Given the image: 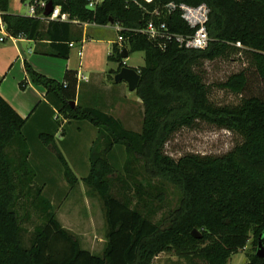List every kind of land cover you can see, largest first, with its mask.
<instances>
[{
    "label": "trees",
    "instance_id": "1",
    "mask_svg": "<svg viewBox=\"0 0 264 264\" xmlns=\"http://www.w3.org/2000/svg\"><path fill=\"white\" fill-rule=\"evenodd\" d=\"M38 1L60 5L73 20L105 25L113 18L121 24L124 30L119 34L124 41L113 44L109 59L119 63L118 73L126 66L124 49L129 55L145 53L135 91L144 105L143 127L138 132L99 108L73 107L70 102L77 97L78 71L67 69L60 82L25 61L31 81L47 91L48 101L41 103L38 111L51 104L66 118L87 120L100 129L92 148L91 170L84 180L103 202L107 243L102 255L82 248L79 238L62 226L41 189L32 186L27 122L38 113L22 118L0 94V264H156L155 258L163 252L178 257L172 264H227L247 246L251 233L247 264H264V258L256 254L260 237L264 245V0H104L93 10L87 7L88 0H30L31 4ZM169 2L210 6L207 28L212 40L205 49H187L175 41L162 49L138 31L151 12ZM0 10L11 36L47 40L50 55L67 59L69 44L83 39L82 30L69 22L51 20L44 25L42 7H36L35 16L13 14L9 0H0ZM166 21L173 33L194 32L179 11L168 15ZM234 52L247 57L248 67L217 86L242 98L238 105L218 106L210 101L209 86L193 68L204 59ZM254 80L261 83V90H252ZM20 86L25 88V82ZM54 112L51 109L52 115ZM197 119L236 132L243 141L224 155L187 154L178 160L166 155L162 150L165 136ZM39 136L47 144L54 132ZM116 144L126 147L123 167L127 173L132 171L133 160L150 156L145 167L182 189L180 207L153 221L163 192L153 196L151 188L146 189L134 174L129 175L132 184L124 178L122 189H133L136 202L126 193L125 198L114 195V180L119 178L115 175L121 172L111 164L108 153ZM59 156L66 177L74 184L75 175L61 153ZM22 197L44 219L34 228L30 246L22 240L26 232L23 223L29 216L22 217L18 211ZM194 229L201 237L193 236Z\"/></svg>",
    "mask_w": 264,
    "mask_h": 264
},
{
    "label": "rangeland",
    "instance_id": "2",
    "mask_svg": "<svg viewBox=\"0 0 264 264\" xmlns=\"http://www.w3.org/2000/svg\"><path fill=\"white\" fill-rule=\"evenodd\" d=\"M15 0H13L12 5L15 7ZM29 10V5L22 3L21 12L26 14ZM161 18H165V12L163 11ZM44 25L47 24V21L43 20ZM88 35H85V43L83 49L82 59L76 55L77 49H72L71 52V61L73 64L82 62V69L84 74H89L90 71L93 72H109L117 63H113L108 60V54L112 44L110 40L117 38L118 32L114 27H101V26H91L87 30ZM14 39H8L5 43L0 44V79H3L0 89L11 99H16L26 96L27 93H30L26 88L20 86L21 82H24V77L22 76L21 60L24 61L25 58H28V62L31 64L29 59L30 53H28L29 43L22 42L17 45ZM81 58V57H80ZM41 59V58H37ZM52 59V58H51ZM56 61H65L60 58ZM70 61V62H71ZM123 62L126 66H130L138 69L145 64V53L143 51H137L130 54L126 59H123ZM33 67V66H32ZM248 67L247 57L242 52H234L226 57H219L214 60L204 59L200 65L194 66V71L200 73L204 82L210 88L209 99L215 105H238L242 98V95L235 94L229 90L222 89L217 86L218 83L225 81L231 74L241 71ZM112 76L114 77L117 74V70L112 71ZM126 86L125 82H123ZM261 83L257 80L252 81L253 91L261 90ZM128 89V88H127ZM103 91V90H101ZM126 94L131 99H136L137 96L130 90H126ZM136 93V92H135ZM106 110V109H105ZM113 116L121 119L125 126L130 127L132 130L140 132L143 127L144 119V105L142 101H121L113 107ZM59 138H62V133L59 132ZM243 141L241 135L236 132L229 131L227 129L220 128L214 124L208 123L204 120L197 119L193 122L192 125H182L178 126L175 131L168 133L163 140V152L178 160L180 157L187 154H199V155H224L232 150L237 144H240ZM123 146H118L120 150V162H119V171L121 175H115L113 194L119 197H124L125 195H130L131 199L136 202L137 194H134L133 189H127L126 192L123 190L122 183H124V178H127V182L131 183L129 175L134 174L139 182H141L146 189L151 188V193L153 196L163 192L161 197H163L162 202H158L156 214L153 217V221L158 222L163 217H167L171 212L180 207L182 200V189L177 185L171 183L170 181L165 180L161 175L152 172L148 169V166L145 167L146 162L150 161V156L140 157L139 160H133L130 164L132 166V171L127 173V170L124 169L123 164L125 160V153ZM144 167L146 169H144ZM123 168V169H122ZM56 182H59L56 180ZM49 187H46L45 194L47 197L51 198L48 193ZM88 187H79L78 191L72 192L70 199L73 202V205L63 210L66 214V218L70 221L67 225H72L71 227L81 231H87L92 229L88 227L87 223L84 222L91 219L90 215H94L96 227V234L93 232L91 234H80L77 233V237L80 238L82 247L87 249L85 245L95 248L97 250L99 245L100 237H105L106 229L103 224L102 219V207L103 202L97 194L89 192ZM64 188H61L60 193L62 194ZM126 193V194H125ZM60 195V194H59ZM59 195L57 197H59ZM88 196L90 205L83 201L84 196ZM75 198V202H74ZM85 200V199H84ZM132 201V204L135 202ZM55 208V207H54ZM18 211L22 217H26L28 213V218L23 223L26 232L23 234L22 240L25 246H30L31 235L34 228L37 225L43 223V215L34 209L30 203L26 202L24 197L19 201ZM76 214L78 217L72 215ZM59 218L61 219L60 212L58 213ZM74 219V220H73ZM76 234V233H75ZM253 240V234H250V243L248 247V252H251V244ZM88 250V249H87ZM178 257L173 253L163 252L155 258L156 264H172L174 261H177ZM184 263V262H182Z\"/></svg>",
    "mask_w": 264,
    "mask_h": 264
},
{
    "label": "crops",
    "instance_id": "3",
    "mask_svg": "<svg viewBox=\"0 0 264 264\" xmlns=\"http://www.w3.org/2000/svg\"><path fill=\"white\" fill-rule=\"evenodd\" d=\"M12 2L13 0H9L10 13L35 16L30 13V5H32L30 0H26V1L15 0L16 2L15 7H13ZM22 3L29 5V10L26 14H22L21 12ZM44 16L45 14L43 13V15L41 16L42 20H45L47 22L51 21V20H47ZM69 23L74 25L76 28L81 29L83 33V39L81 41H74L73 43L75 44V47L71 48V52L72 49H77L76 55L79 57L80 60L82 59V56H79L78 54V47L82 46V49H84L83 46L85 43V35L86 36L88 35L87 32L88 28H90L91 26H101V27L112 26L118 32L117 30L118 22H114V23L110 22L109 24H105V25H100L94 22H81V21L69 22ZM118 36H119V32L117 38H113L110 40L112 46L110 49V53L108 54V60L112 61L113 63H117V65L114 66L112 69H110L108 73L90 71V75L84 74L82 72L83 69H82L81 61L79 62V64L72 63L71 53L69 55V58L67 59L48 54L49 47L47 40H30L22 36L20 37L11 36L8 39H14L16 43H18L17 44L18 47L19 44L22 42L29 43L30 45L28 48V53H30L29 59L31 60V64L33 68L50 78L63 82L64 75L67 69H73L78 71L79 84H78L77 97L76 100H74L75 104H81L82 106H86V107L99 108L104 112L111 113L113 112V107L117 105L118 102L120 103L121 101H142L137 96L135 91H133V93L136 94L137 96L136 99H131L130 97H128V95L126 94L127 92L126 90H129L127 89L128 88L127 82L122 81L116 83L115 79L114 80L111 79V77H113L111 72L114 70L115 71L118 70L119 67V63L117 61H113L109 59V55L112 52L113 44L116 41H118ZM37 58H41V59L39 60ZM55 58H60L61 60L65 59V61H56L58 59ZM27 60L28 58H25L23 62L21 60L20 66L22 68L21 77H24V82L26 84L25 86L26 92L28 90L30 93H27L26 96L24 97H20L16 99L9 98L2 89H0V94L10 103V105L19 113V115L22 118H26V117L33 118L38 113V115L32 121L27 122V124L28 123L30 124L27 128V131L28 134L30 135V141H31L28 161L34 170V178H33L32 186L35 187L38 186L41 189L44 198L47 201H49L51 205H53V207H55L54 211L56 217L58 218V220L66 230H68L70 233L74 235H77V233L91 234L92 232L93 234L94 233L96 234L97 233L96 227H94L95 217L94 215H92V213L90 215L91 219L84 223L85 224L87 223L88 227L93 226V230L90 229L85 232L82 231L81 233V231L71 227L72 225L71 226L67 225V223L70 220L66 218V214H64L63 210H66L73 205V202L69 200L70 196L72 192L78 191V188L81 186L88 187L89 192H91L92 195L93 194L98 195V193L94 189H92L88 184H86L84 179L88 177L91 170L92 148L100 136L101 133L100 129L99 127L95 126L94 124H92L90 121L87 120H76V119L66 118L62 112H59L51 104H50V108L43 107L41 111H38V108L41 105V103L48 101L47 91L44 87L34 84L29 78V75L27 74L25 69V61ZM2 82L3 79H0V87ZM123 82H125L126 86L124 85ZM51 109H54L55 111L53 115L51 113ZM125 127L128 128L127 126ZM129 129L131 128L129 127ZM45 131L54 132V137L52 141H50L47 144L44 143L39 136L41 132H45ZM59 132L62 133L63 136L62 138L58 137ZM118 146H120V144H116L111 149V151L108 153V158L111 164L116 169L119 170V162H120L119 158H120L121 149H119ZM121 146H123L121 148H123L124 150L125 160H126V153H127L126 147L124 145ZM60 153L62 154L63 158L65 159L69 168L72 170L73 174L77 179V181L74 184L65 175V167L59 156ZM56 180L59 182H56ZM46 187H49L48 193L51 198L44 195ZM61 188H64L62 194L60 193ZM58 195L59 197H57ZM83 201H85V203L90 205V201L87 195L84 196ZM74 202H75V198H74ZM102 208H103L101 211L102 219L107 234V222H106L104 205ZM59 212L62 217L61 219L59 218L58 215ZM72 215L75 216L74 218L78 217L76 214L72 213ZM106 243H107V237L105 235V237L103 238L100 237L99 239L100 247H98L97 250H94L95 248L93 247L91 248L87 245L85 246L91 253L102 255ZM249 243L243 250H240L239 252L233 254L230 257L227 264H247L248 262L247 250L249 247Z\"/></svg>",
    "mask_w": 264,
    "mask_h": 264
},
{
    "label": "built area",
    "instance_id": "4",
    "mask_svg": "<svg viewBox=\"0 0 264 264\" xmlns=\"http://www.w3.org/2000/svg\"><path fill=\"white\" fill-rule=\"evenodd\" d=\"M103 2L104 0H88L87 7L91 6L94 9ZM46 5L47 2L38 1L36 4L30 5V13L35 15L37 6L45 9ZM163 11L165 12L164 19L161 18ZM175 11H179L181 17L188 24V26L194 29L193 33L185 35L173 33L170 30L166 17ZM210 12L211 8L206 3L189 5L187 3L169 2L151 12L150 19L146 22L144 27L138 31L146 34L149 39L157 42L162 49H166L168 44L172 41L177 42L181 47L187 49H205L212 40L207 28V24L210 19ZM2 15L3 12L0 10V43L5 42L11 37L7 30V25L2 19ZM44 17L47 20L77 22V20L71 19L69 13L64 12L60 5L54 6L52 13L49 16ZM117 30L119 33L124 30L120 23L117 25ZM118 41L120 43L124 41V37L121 34L118 36ZM69 45L71 48L75 47L73 42ZM78 54L79 56L83 55L82 46L78 47Z\"/></svg>",
    "mask_w": 264,
    "mask_h": 264
},
{
    "label": "water",
    "instance_id": "5",
    "mask_svg": "<svg viewBox=\"0 0 264 264\" xmlns=\"http://www.w3.org/2000/svg\"><path fill=\"white\" fill-rule=\"evenodd\" d=\"M88 8L93 10V7L91 6H88ZM53 9H54L53 2L52 1L47 2L45 12H44L45 16H49L52 13ZM110 22L114 23V19L110 18ZM128 56H129V53L127 49H124L122 52V58L126 59L128 58ZM114 79L116 83H119L122 81L127 82L128 89L133 92V91H136L139 85L141 75L139 71H137L135 68H132L130 66H123L120 69V71L115 75ZM70 103L73 107L75 106V101H71ZM192 234L194 237H197V238L201 237V233L197 229H194ZM256 254L257 256L264 258V245H263L261 237L259 238Z\"/></svg>",
    "mask_w": 264,
    "mask_h": 264
}]
</instances>
